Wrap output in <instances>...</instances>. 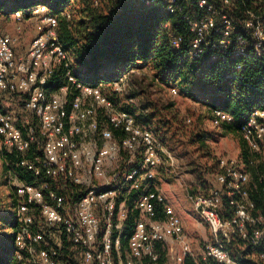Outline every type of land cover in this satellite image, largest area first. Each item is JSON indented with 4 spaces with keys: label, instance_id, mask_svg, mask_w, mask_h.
I'll list each match as a JSON object with an SVG mask.
<instances>
[{
    "label": "built area",
    "instance_id": "1",
    "mask_svg": "<svg viewBox=\"0 0 264 264\" xmlns=\"http://www.w3.org/2000/svg\"><path fill=\"white\" fill-rule=\"evenodd\" d=\"M138 1L147 7L161 2L167 13L185 20L194 34L193 58L213 49L264 64V0ZM117 2L93 0V6L115 8ZM62 16L71 19L69 12ZM15 19L22 30V13ZM29 20L37 24L36 36L23 53L16 49L17 37L0 32V97L5 96L4 104L16 105L11 112L0 109V138L35 179L22 181L16 189L19 227L13 263L264 260V169L258 172L259 162L253 158L264 152V108L253 110L240 128L249 150L247 160L221 156L216 185L190 197L210 232L197 256L182 219L162 190L152 188L156 171L167 167L173 172L177 159L153 130L111 98L125 97L128 77L113 83L109 94L104 85H83L60 40L59 17L39 5ZM181 43L180 37L171 40L175 48ZM60 69L66 84L51 91L48 85ZM169 91L173 97L180 95L176 86ZM191 122L187 118L186 123ZM209 122L218 129L232 125L234 118L218 109ZM33 146L36 151L31 152ZM253 170L257 184L251 188ZM254 189L261 203L253 200Z\"/></svg>",
    "mask_w": 264,
    "mask_h": 264
},
{
    "label": "trees",
    "instance_id": "2",
    "mask_svg": "<svg viewBox=\"0 0 264 264\" xmlns=\"http://www.w3.org/2000/svg\"><path fill=\"white\" fill-rule=\"evenodd\" d=\"M117 3L115 8H107L94 7L93 0H0V15L20 12L24 19H31L35 7L47 6L59 17V37L73 58L74 73L80 82L90 87L104 85L109 94L111 85L127 76L128 96L111 98L153 130L163 144L162 135L171 134L174 124L180 130L187 119H180L178 114L173 120L160 116L161 111L172 114L174 102L159 107L151 101H141L144 91L131 86L133 78L139 79L137 72L149 70L154 85L168 89L176 86L180 96L195 100L206 107L210 115L218 109L227 112L233 116L234 123L223 127L239 135L250 113L264 108V64L260 60L213 49L195 59L190 54L194 34L182 17L167 13L161 2L151 7L138 0H118ZM67 12L71 19L62 16ZM240 12L236 14L240 16ZM173 37L182 38L179 48L172 46ZM65 84V71L60 69L48 88L55 91ZM129 99L135 102L128 103ZM16 101L17 98L13 103ZM200 140L204 144L203 138ZM6 149L0 152L4 171L11 170L25 183L34 182L32 173L20 166V156ZM33 151H36L35 146ZM248 156L243 145L240 157L247 160ZM257 168L260 170L262 166L258 163ZM252 198L257 203L262 201L256 189ZM18 201L16 192L14 209ZM0 224L11 231L0 246V264H14V238L19 227L14 212L8 217L0 213ZM128 225L132 226L133 222L129 221ZM251 252L247 251L246 255ZM242 263L254 264L249 260Z\"/></svg>",
    "mask_w": 264,
    "mask_h": 264
},
{
    "label": "rangeland",
    "instance_id": "3",
    "mask_svg": "<svg viewBox=\"0 0 264 264\" xmlns=\"http://www.w3.org/2000/svg\"><path fill=\"white\" fill-rule=\"evenodd\" d=\"M36 25L34 20L25 19L22 22L21 31L18 28L19 24H17L14 14L10 16L0 15V32L17 37L19 45L23 48L22 52L29 48L35 38ZM137 77L139 79L133 78L131 86L137 91L142 88L144 94L140 97L141 101L144 103L151 101L159 107L170 103V101L175 103L172 114L167 115V113L161 111L160 116L165 117L167 120H173L178 114L180 119L190 118L192 120V123H184L183 127L180 126V130L179 128L176 129L174 124L171 134L162 135L166 148L177 159V167L176 170L170 173L167 171V167L158 169L152 188L161 189L167 196L186 226L194 253L200 256L205 240L210 237V232L198 216L190 197L216 185L215 174L218 159L221 156L237 158L242 154L243 145L246 153H249V150L241 136L229 128H212L209 122L211 115L206 107L198 104L195 100L180 95L173 97L168 88L159 85L160 88L158 85H154L150 81L151 73L149 70L138 73ZM140 79L144 81L139 82ZM128 93L129 88L125 96H128ZM2 96L0 97V109L11 112L13 109L3 103L5 96ZM200 138H203L204 144L200 143ZM6 148L4 141L0 138V152L4 149L7 150ZM255 156L262 166L260 170L257 169L259 172L264 169V152ZM257 171H252L249 184L251 188H254L256 184ZM21 182L22 180L11 170L4 171L0 158V213L2 217H8L13 212L15 214L16 207L14 209L13 202L17 186ZM9 233L11 231L0 224V246L1 244L3 246L4 241H7L6 238ZM245 260L247 259L242 258L241 262ZM248 260L254 264H264V260L259 261L256 257H252V259L249 257Z\"/></svg>",
    "mask_w": 264,
    "mask_h": 264
},
{
    "label": "crops",
    "instance_id": "4",
    "mask_svg": "<svg viewBox=\"0 0 264 264\" xmlns=\"http://www.w3.org/2000/svg\"><path fill=\"white\" fill-rule=\"evenodd\" d=\"M21 31H22V30H21ZM19 33H21V32H19ZM16 49H17L18 52L23 53V52H22L23 48L19 45V43H17V45H16ZM138 73H140V72H137V74H138ZM7 105H8V107H9L10 109L16 107V105H14V104L12 105V104H8V103H7ZM166 197H167V196H166ZM168 200H169V199H168ZM185 229H186V226H185ZM186 232H187V230H186ZM187 234H188V232H187ZM188 236H189V234H188ZM189 239H190V238H189Z\"/></svg>",
    "mask_w": 264,
    "mask_h": 264
}]
</instances>
